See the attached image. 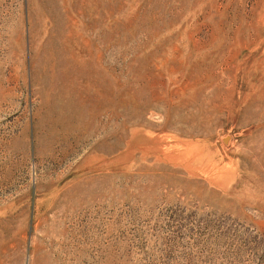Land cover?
<instances>
[{
  "label": "rangeland",
  "instance_id": "1",
  "mask_svg": "<svg viewBox=\"0 0 264 264\" xmlns=\"http://www.w3.org/2000/svg\"><path fill=\"white\" fill-rule=\"evenodd\" d=\"M0 264H264V0H0Z\"/></svg>",
  "mask_w": 264,
  "mask_h": 264
},
{
  "label": "water",
  "instance_id": "2",
  "mask_svg": "<svg viewBox=\"0 0 264 264\" xmlns=\"http://www.w3.org/2000/svg\"><path fill=\"white\" fill-rule=\"evenodd\" d=\"M229 138H230L229 136L226 137V138L224 139V141L227 142Z\"/></svg>",
  "mask_w": 264,
  "mask_h": 264
}]
</instances>
